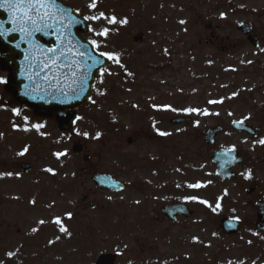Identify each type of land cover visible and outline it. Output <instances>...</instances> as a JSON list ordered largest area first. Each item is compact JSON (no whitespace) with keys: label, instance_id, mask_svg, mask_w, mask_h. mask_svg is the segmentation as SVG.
<instances>
[{"label":"rangeland","instance_id":"374dc122","mask_svg":"<svg viewBox=\"0 0 264 264\" xmlns=\"http://www.w3.org/2000/svg\"><path fill=\"white\" fill-rule=\"evenodd\" d=\"M61 1L97 17L87 19L84 37L119 62L110 59L98 75L68 133L55 117L31 124L32 114L15 107L0 83V264H96L105 253L117 256L115 264H229L220 229L228 189L217 183L209 202L207 189L190 187L212 180L195 138L221 127L215 147L224 146L229 123L264 110V0ZM240 24L253 26L259 49ZM212 34L217 40L206 43ZM177 118L189 122L172 125ZM74 145L84 153L74 155ZM160 162L169 169L165 183L149 170ZM23 164L33 172L22 174ZM95 173L112 175L126 191H96ZM181 200L195 217L172 225L160 206Z\"/></svg>","mask_w":264,"mask_h":264},{"label":"water","instance_id":"95a60500","mask_svg":"<svg viewBox=\"0 0 264 264\" xmlns=\"http://www.w3.org/2000/svg\"><path fill=\"white\" fill-rule=\"evenodd\" d=\"M40 11H47L51 16L41 19L34 13L37 23L26 26L32 32L29 37L19 31L18 25L11 23V10L0 8V25L5 33L0 36L1 62L3 68L10 72L6 90L19 103L33 108L37 115L48 116L56 111L78 110L90 101L96 75L108 65V60L98 55L91 44L78 36V31H87L88 24L73 9L58 0H50L49 7ZM17 15L22 16V11H18ZM75 119V113L58 116L63 130L71 128ZM217 132L218 130L207 132L206 140L213 142ZM80 151V147L74 148L76 154ZM225 158L227 156L225 157L224 152L218 151L213 159L218 174L223 178L227 176L228 170ZM23 170L29 172L31 167L24 166ZM94 181L98 188L111 191L123 189V186L108 175L97 176ZM183 209L179 206L172 207L166 209L165 214L175 219L183 214ZM114 261V257L104 254L97 264H114Z\"/></svg>","mask_w":264,"mask_h":264},{"label":"flooded vegetation","instance_id":"af4514ba","mask_svg":"<svg viewBox=\"0 0 264 264\" xmlns=\"http://www.w3.org/2000/svg\"><path fill=\"white\" fill-rule=\"evenodd\" d=\"M259 32L263 33L264 29ZM241 121L251 130L237 133L229 127L224 146L227 151L235 149L240 164L232 169L233 175L227 180H221L212 173L210 186L214 188V183L219 181L228 189V205L223 217L239 223L238 233L224 234L225 249L231 264H264V231H259L256 225L258 222L264 223V145L259 143L264 140V110L254 113L253 117L245 116ZM196 139L200 142L196 155L199 157L204 151L202 160L210 165V171L215 172L211 162L214 146L203 145L200 136ZM249 172L251 178L246 179ZM161 192L166 196L167 188L161 186Z\"/></svg>","mask_w":264,"mask_h":264},{"label":"snow or ice","instance_id":"6c2138e0","mask_svg":"<svg viewBox=\"0 0 264 264\" xmlns=\"http://www.w3.org/2000/svg\"><path fill=\"white\" fill-rule=\"evenodd\" d=\"M50 4V0H48V2H45V0H0V8H4L6 11L11 10L12 15H13V20L11 21L12 24H16L18 25L19 31L22 33L27 34L29 37L32 35L31 31L27 30V25L28 24H32L35 25L37 23V20L34 18V13L36 15H38L41 19L44 16H51V13L44 11L41 12V9H47L49 7ZM91 7H95V4L91 5ZM18 11H22V16H18L17 12ZM86 19H97V17H86ZM110 23H117V20L115 17H111L109 20ZM122 23L126 24L127 20L122 21ZM181 23H184L183 21H181ZM34 30H38V29H34ZM108 30L105 29L102 33H97L98 35H107ZM4 30H3V26L0 25V36H3ZM93 43L95 44V41H93ZM101 56L106 55L105 53H100ZM109 59L115 60L117 63L119 62V58L115 57V56H109ZM55 59L53 60V65H55ZM47 66V65H45ZM122 66V65H121ZM5 81L0 80V83H4ZM212 103H215V101H212ZM190 113L192 111H196L193 109H189L188 110ZM205 115H207V113H204ZM17 115H19V112L17 111ZM240 123H243V121H241ZM37 130H39L40 126L37 125L36 126ZM160 136H167L169 135V133L166 132H159L158 133ZM260 144L264 145V140H261L259 142ZM231 151H235V149H231L229 150V153H226V155L230 154ZM21 155H23V153H21ZM57 157L59 158L62 155H65L64 153H57L56 154ZM48 171H52L51 169H48ZM55 174V173H53ZM246 179H250L251 178V173L249 172L248 175L245 177ZM190 187H200V185H192ZM201 203H207L206 201H200ZM209 207H211V205H209ZM216 208H220V204L218 203L216 205ZM213 211H215V209H213ZM40 223H44V221H40ZM57 224H60L61 222L59 220L56 221ZM63 232H66L67 229L64 227H61L60 229ZM33 231H36V229H33ZM11 256V254H9Z\"/></svg>","mask_w":264,"mask_h":264}]
</instances>
